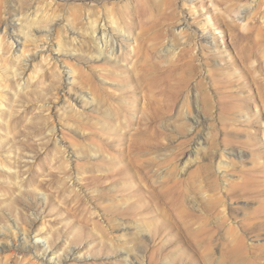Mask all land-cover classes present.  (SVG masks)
Returning <instances> with one entry per match:
<instances>
[{"label": "rangeland", "instance_id": "374dc122", "mask_svg": "<svg viewBox=\"0 0 264 264\" xmlns=\"http://www.w3.org/2000/svg\"><path fill=\"white\" fill-rule=\"evenodd\" d=\"M88 20L130 39L99 57ZM230 23L263 78L264 0H0V249L17 245L0 251V264H264V195L228 193L264 190L263 104ZM180 25L192 37L194 94L215 106L226 91L212 88L217 70L218 82L245 79L250 99L226 114L233 146L199 101L190 135L181 103L148 120L167 95L156 81L188 74ZM232 87L225 96L243 95ZM194 133L206 138L195 153ZM240 236L245 255L232 252Z\"/></svg>", "mask_w": 264, "mask_h": 264}, {"label": "bare ground", "instance_id": "6f19581e", "mask_svg": "<svg viewBox=\"0 0 264 264\" xmlns=\"http://www.w3.org/2000/svg\"><path fill=\"white\" fill-rule=\"evenodd\" d=\"M215 1L220 5L221 3H223L226 0H215ZM231 6L233 7L235 5H231ZM229 9L232 11L233 8L231 9V7L230 8L228 7L226 10L229 11ZM175 17H174V15H172L170 20L171 21H175ZM219 17L220 16H218L216 18H219ZM87 22H88L87 24L89 25V31H90L88 35H89L91 41L93 42V45H94L95 49L97 50V53H98L99 57L103 56L102 54H103L105 48H107V47L111 49L110 55L113 56L114 52L118 48H120L122 39H125L126 41H128L130 39L128 36L122 35L120 33L118 34L117 38L112 36L110 33L105 31V29H104L105 28L104 27L105 24H104L103 20L98 21V22L94 21V20L93 21L88 20ZM179 22L181 23V21H178V22L175 21V23L180 24ZM182 22H184V20ZM182 25H180V28H179L180 30L179 31L177 30V31H178V37H180V40L184 41V44L182 45V48H181V50L179 51V53L177 55V58H179V60L181 59L184 62V65H185L184 71H186L188 74L185 75L184 77L181 76L175 83H171L170 82L168 75H164V77L160 78L158 80V82L156 81V83L158 84L157 87L159 88V90L162 93H165L167 95L164 96V98H163L164 105H159L157 107L156 106L152 107V109H151L152 112H151L150 118L148 120L151 121V122H154V121L156 122L157 120L161 119L164 115L168 114L172 110V108H174L179 103H181V105H179L178 112H181L183 114V116L187 119V122L186 121L185 122H186V126H187V129H188V134L190 135L192 133L191 131L194 128L196 129V127H197L196 125L199 124V122H200V115L198 114L199 106L201 107V105H202V108H205V106H208L207 108H211L214 111V113L217 115V120L219 122V126L224 127L223 135L225 137H224V139H222L224 141L223 143L225 145L233 146V144H232L233 142L230 143V142H228L226 140L227 139L226 137L229 134L228 133L229 131L226 130L227 126L229 125V122L227 121V118H226V114L236 113L237 112L236 109H243L244 108V106L240 105V104L234 105V104H236L235 103L236 101L245 102L248 99H250V95L245 94L242 91V90L245 89V83H244L245 79L241 75H238L239 76V78H238V76L234 75V73H233L234 76L232 75L233 76L232 78H226L224 82H221V80L218 82L217 78H220L222 76V74H223L222 71L224 73H225V71L223 70L224 68L221 69V70H217V72L215 73V76L212 77L213 78L212 79L213 81L211 82L212 83V88L214 89V92L216 90L219 91V90H222L224 88H225L226 91L224 90L225 92H220L219 91L220 93H215V97H218V100H215V106H211L212 104L208 103V97H207L208 95H206L205 93L200 92L198 95L194 94V92L192 91L193 89L192 88L190 89V87H189V83H190L189 81H191V78H193V74L192 73L194 72L193 69L191 70V65L192 64L190 62H192V61H189L192 58L190 56V54H192L191 53L192 49H191V47L189 45V43L192 41V37H190V35L187 34V32H186L187 30L184 27H181ZM125 26H126V28L130 29V25L129 24H127ZM225 26H226L225 27L226 28L225 31L229 32L230 41H231L232 45L234 46L235 53H236L237 57L240 59L242 64L248 65V63L251 61V58L254 56V53H252L253 52L252 50H249V49L247 50L245 47H243V46H241L239 44V42L244 40L246 37L243 36V35L237 36L234 33V30H235L236 26H234L233 24L230 23V24H226ZM25 27H26V29H25L26 32L28 30L29 31L31 30L32 32H35L36 30L38 31V30L41 29L38 26H36L34 28L31 27L32 29L29 28V25H27ZM7 29H8V25H7V20H6V22L4 24V29H3L4 32L2 34H6V32H7L6 30ZM124 29H125V27H124ZM125 31H126V29H125ZM163 31H164V29L160 30V32H161L160 36L161 37H159V39L162 38V40H165L166 37H168L167 34H169L170 30L169 31L165 30V33ZM28 35H31V34H26L25 35V38L21 42L22 45L25 44V41H27L26 38L28 37ZM12 37L13 36H11L10 38H12ZM21 43H19V45ZM54 46L55 45L50 43V40L48 39L44 43V51L43 52H45V53L51 52V48H53ZM57 46H59L58 48H60L62 46V44L61 43H57ZM163 48L167 52H170V53L174 52L173 49L170 47L169 43H167V46L165 45ZM56 50L58 51V49H56ZM23 53H21V54L25 55ZM188 55H189V57L187 58L186 56H188ZM212 56H213L212 53H209L207 58L208 59H212ZM27 58L31 59V57H28V56H27ZM191 60H193V59H191ZM207 63H208V61H207ZM229 70H230V68H229ZM248 70H249V74L252 77L253 82L255 83L257 96H259V98L262 100V104H263L262 105V109L264 111V76H263V78H259V76H256L255 75V69H254V67L250 66V64L248 65ZM230 76H231V73H230ZM235 78H237L239 80H237ZM234 85L235 86L236 85H241V87L240 88H236L235 91H242L243 95L236 96L234 94L233 95L231 94L230 96H225L226 92H232V93L234 92V89L232 90V88H233L232 86H234ZM227 87H232V88L229 90V89H226ZM195 88H196L197 91L200 90L201 89V84L197 83ZM79 101H82V100L79 99ZM197 102H198V104L200 103L201 105L199 104V106H198ZM153 105H155V104H153ZM249 119H251V118H249ZM249 119L247 120V126L251 127L253 124H251V120H249ZM204 136H206V133H204ZM215 138L217 139V145H216V148H217L218 145H220V143L218 142L219 136L215 135ZM193 140L194 141H193L192 150H193L194 153L198 152V151H200L202 149L204 150V147H202V145L204 143H206V138L201 137V136H197V134L194 133V139ZM227 143H229V144H227ZM214 149L206 151L207 154H211V152ZM228 193L231 196H234L236 198L249 197V196H253V195H257V196H253V197L259 198L260 196L264 195V190L261 191V192H256V191H250L248 189L242 188L241 190L240 189L239 190H228ZM184 212H185V210H184ZM230 213H232V209L228 208L227 214H228L229 217H230ZM263 214H264V210H263ZM256 231L257 230L254 229V228H251V229L248 230L249 233H255ZM13 235H14V238H16L15 233ZM23 237H26L25 233H23ZM242 240L243 239L241 238V236L238 237V240H237L236 244L232 248V252H234L237 255H245L247 253L246 247L243 245V241ZM12 247L15 248V247H17V245L15 243H13V245H11V246L10 245L9 246H3V248L0 249V251H6L8 249H11ZM29 250H30V248H29Z\"/></svg>", "mask_w": 264, "mask_h": 264}]
</instances>
